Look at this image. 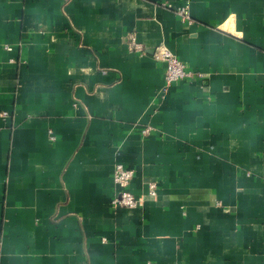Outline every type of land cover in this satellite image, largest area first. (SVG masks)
I'll return each instance as SVG.
<instances>
[{"label": "crops", "instance_id": "crops-1", "mask_svg": "<svg viewBox=\"0 0 264 264\" xmlns=\"http://www.w3.org/2000/svg\"><path fill=\"white\" fill-rule=\"evenodd\" d=\"M162 47L203 77L165 88ZM0 243V264H264V0H0Z\"/></svg>", "mask_w": 264, "mask_h": 264}, {"label": "built area", "instance_id": "built-area-1", "mask_svg": "<svg viewBox=\"0 0 264 264\" xmlns=\"http://www.w3.org/2000/svg\"><path fill=\"white\" fill-rule=\"evenodd\" d=\"M177 13L182 16V18L185 19L187 22L192 23L187 8H180L177 10ZM130 47L134 50H141L140 45L137 44L136 39L134 37H131ZM7 49H10V47H8ZM155 58L156 60L161 61L166 65L165 88L180 81L195 80L196 78L203 77L202 73L188 70L187 65L183 61L178 59L170 50L165 47L161 48L160 52L156 54ZM1 115L7 116V113H2ZM147 132L148 130L143 131V133ZM133 179L134 170L126 168L121 164L115 166L114 181L119 186L120 191L112 201V205L114 208H135L140 204L141 200H139L129 190V186ZM148 191L151 196L155 197L158 192L157 183H150Z\"/></svg>", "mask_w": 264, "mask_h": 264}]
</instances>
